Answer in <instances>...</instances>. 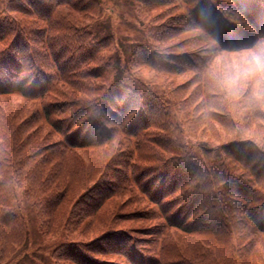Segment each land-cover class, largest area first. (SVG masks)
I'll use <instances>...</instances> for the list:
<instances>
[{
    "label": "trees",
    "instance_id": "obj_1",
    "mask_svg": "<svg viewBox=\"0 0 264 264\" xmlns=\"http://www.w3.org/2000/svg\"><path fill=\"white\" fill-rule=\"evenodd\" d=\"M134 1L149 41L126 70L91 31L98 0H0V96L36 101L0 102V261L27 241L23 189L53 264H264V108L212 76L264 40V0ZM177 27L194 33L167 43Z\"/></svg>",
    "mask_w": 264,
    "mask_h": 264
},
{
    "label": "rangeland",
    "instance_id": "obj_2",
    "mask_svg": "<svg viewBox=\"0 0 264 264\" xmlns=\"http://www.w3.org/2000/svg\"><path fill=\"white\" fill-rule=\"evenodd\" d=\"M176 2L177 0H164L159 9H164L167 15H169V13L173 14L179 9L174 6ZM181 2L184 6L187 5L185 0H181ZM98 3L99 4L96 5L95 10L93 11L97 12V14L95 17L96 22L92 25L91 31L94 33L96 39L108 38L107 45L102 50L109 63L129 70L128 61L130 54L137 46L136 44L141 39L142 41L146 39V42L149 41L147 37L148 34L146 29V19H144L143 15L137 12L134 0H98ZM90 12L92 13V11ZM87 15L88 14L86 13H79L77 11L72 13V16L78 19L76 21L78 24L88 21L89 18ZM193 27L197 28V26ZM177 30L179 32L173 31L172 36H170V38L166 41L167 43L179 40L194 33V31L185 32L182 27H177ZM188 45L190 48L198 49L200 43H190ZM231 54L232 53H228L226 55L231 56ZM220 61L222 60L220 59ZM134 74L137 75V77L147 79L151 74H153V72L143 67L136 69ZM3 101L11 104L14 108H16L17 105H25L27 114L29 111H31V103L36 102L30 98H24L19 90L0 96V102ZM23 110L25 111V109ZM216 127L217 129L219 128L218 126ZM56 135L57 137H60L57 132ZM53 137L54 139H57L56 136ZM120 137L121 139L131 138L130 136L125 135L124 132L120 135ZM192 137L193 138L189 139L188 137L184 136L183 148L184 150L189 149L191 152H194L199 156V150L193 146V143L199 141L200 139L206 140L208 139V136L204 132V134L195 133V136ZM122 141L123 145H119L118 149H122L126 146L125 144L127 141L124 139H122ZM212 142L214 141L208 140V143L206 144L213 145ZM151 149L164 156V151L161 146L153 144ZM79 154L83 155L85 158L87 157V154L83 153L82 151H80ZM24 196L25 194L23 195V189H21L18 199L21 201L22 206L25 209L24 213L28 227L27 241L25 245L14 255L12 260L7 262L0 261V264H53L51 257L52 250L62 241V239L44 236V234L39 229L34 208L32 209L30 207L29 202L26 201ZM157 221L160 220L157 219L156 222ZM150 223H153V221H141L132 223L130 225H147ZM140 231V229H135L132 233L137 237L145 236Z\"/></svg>",
    "mask_w": 264,
    "mask_h": 264
},
{
    "label": "clouds",
    "instance_id": "obj_3",
    "mask_svg": "<svg viewBox=\"0 0 264 264\" xmlns=\"http://www.w3.org/2000/svg\"><path fill=\"white\" fill-rule=\"evenodd\" d=\"M212 76L226 99H238L242 90L251 87L249 100L264 108V40L250 49L232 53L223 68Z\"/></svg>",
    "mask_w": 264,
    "mask_h": 264
}]
</instances>
